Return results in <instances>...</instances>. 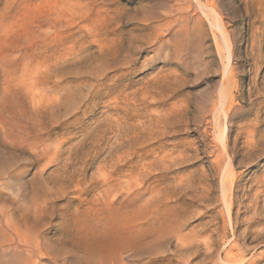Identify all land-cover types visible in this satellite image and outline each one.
<instances>
[{
    "label": "rangeland",
    "instance_id": "obj_1",
    "mask_svg": "<svg viewBox=\"0 0 264 264\" xmlns=\"http://www.w3.org/2000/svg\"><path fill=\"white\" fill-rule=\"evenodd\" d=\"M5 223L0 264H264V0H0Z\"/></svg>",
    "mask_w": 264,
    "mask_h": 264
},
{
    "label": "bare ground",
    "instance_id": "obj_2",
    "mask_svg": "<svg viewBox=\"0 0 264 264\" xmlns=\"http://www.w3.org/2000/svg\"><path fill=\"white\" fill-rule=\"evenodd\" d=\"M216 21V20H215ZM215 24H216V26L218 25V23L217 22H215ZM218 27V26H217ZM220 27V26H219ZM221 28V27H220ZM226 45V44H225ZM227 46V45H226ZM228 164H229V162H228ZM121 170V169H120ZM112 171V170H111ZM102 172V171H101ZM100 172V173H101ZM113 172V171H112ZM228 172V171H227ZM109 173H110V171H109ZM114 173V172H113ZM104 174V173H103ZM106 174V173H105ZM120 174V173H119ZM112 175V177H113V174H111ZM115 175V174H114ZM110 176V175H109ZM108 176V177H109ZM137 176V175H136ZM101 177H102V175H101ZM103 177H105V176H103ZM145 177V176H144ZM109 178H111V177H109ZM112 179H114V178H111V180ZM116 179V178H115ZM100 181H102V180H100ZM108 181V180H107ZM113 181V180H112ZM111 181V182H112ZM124 182V181H123ZM130 182V181H129ZM102 183V182H101ZM105 183V182H104ZM114 184V183H113ZM143 184V183H142ZM141 184V185H142ZM230 184V183H229ZM235 184V183H234ZM106 185H109V183L108 184H106ZM102 186V185H101ZM146 186V185H145ZM100 187V186H99ZM147 187V186H146ZM146 187H144V188H146ZM229 187V186H228ZM100 189V188H99ZM146 190V189H145ZM162 190V189H161ZM160 190V191H161ZM172 190V189H171ZM135 191V190H134ZM143 191H144V189H143ZM159 191V192H160ZM167 191V190H166ZM145 192V191H144ZM169 192V191H168ZM228 192V191H227ZM226 192V194H228L229 195V193L230 192H228L227 193ZM147 192H145L144 194H146ZM166 193V192H165ZM122 195V194H121ZM230 195H231V193H230ZM118 196V195H117ZM119 196H120V194H119ZM123 196V195H122ZM142 196V195H141ZM230 197V196H229ZM235 197V196H234ZM115 198V197H114ZM112 200V199H111ZM110 200V201H111ZM121 200H122V198H121ZM228 200H229V198H228ZM231 200V199H230ZM126 201V200H125ZM118 202V201H117ZM123 202H124V200H123ZM127 202V201H126ZM227 202V201H226ZM129 203V202H128ZM229 202H228V204H226V205H228V207H229ZM124 207H126V206H124ZM38 209V208H37ZM147 210V209H146ZM152 210V209H151ZM144 214V213H143ZM151 217V216H150ZM106 219V218H105ZM104 219V220H105ZM146 220V219H145ZM25 223V222H24ZM2 229V230H1ZM34 231V230H33ZM234 231V230H233ZM227 237V236H226ZM34 239H32V241H33ZM37 240H38V238H37ZM219 241V240H218ZM35 242V241H34ZM38 242V241H37ZM42 242H44V241H42ZM204 242V241H203ZM222 242V241H221ZM228 242V241H227ZM233 242H234V240H233ZM3 243H6V244H15L17 247H19L21 250H23L24 251V249L23 248H31L32 247V243H31V241L29 240V239H27L26 238V236H24L23 235V233H21L20 231H19V229L18 228H16V227H14L12 224H9V223H5V225H1V228H0V244H3ZM214 243V242H213ZM215 243H217V242H215ZM5 244V245H6ZM42 244V246H43V244L44 243H41ZM209 244V243H208ZM219 244V243H218ZM232 244H234V243H232ZM236 244V243H235ZM4 245V244H3ZM40 245V244H39ZM215 245V244H214ZM230 245H231V243H230ZM237 245V244H236ZM7 246V245H6ZM36 246V245H35ZM34 246V247H35ZM160 246V245H159ZM216 246V245H215ZM223 246V245H222ZM158 247V246H157ZM228 247V249H227V255L226 256H229V254H230V252H232V254H231V257L229 256V259L228 260H226L225 262H223L222 264H236V263H238V262H240L243 258H244V254H243V251H246V250H243V249H240V251L238 250L239 249V247H236V248H238L237 249V251H235L236 253H234L233 251H231V249H232V247L230 246H227ZM234 247V246H233ZM4 248V247H3ZM114 246H112V247H110V248H108V247H105V246H100V245H96V246H93V245H86L85 246V249H86V252H88V253H94V254H97V253H100V254H102V256H103V258L104 259H106V258H112V257H114L113 255H109L110 257H108V252H111V251H113L114 250ZM213 248H215V247H213ZM235 248V247H234ZM235 248V249H236ZM243 248V247H242ZM33 249V248H32ZM221 249H222V247H221ZM220 249V250H221ZM234 249V250H235ZM4 250V249H3ZM10 250H12V248L10 247ZM10 250L9 251H7V252H10ZM38 250V249H37ZM43 249H41V251H42ZM226 249H224V251H225ZM233 250V249H232ZM241 250H243L242 252H241ZM14 251V250H13ZM20 251V250H19ZM223 251V250H222ZM26 252V251H25ZM37 251L35 250V253H36ZM39 253H43V252H40V251H38ZM12 253V252H11ZM19 252H17V254H18ZM224 253V252H223ZM234 253V254H233ZM255 253V252H254ZM27 254H29V253H27ZM43 254H45V252L43 253ZM112 254V253H111ZM256 254V253H255ZM257 254H258V252H257ZM19 255V254H18ZM21 256V258H22V254H20ZM33 255V254H32ZM259 255V254H258ZM24 256V255H23ZM25 256H27V255H25ZM24 256V257H25ZM31 256V255H30ZM41 256V255H40ZM44 256V255H43ZM253 256H254V254H253ZM253 256H251V262H252V264H254V262L256 261V259H257V257H253ZM11 257V256H10ZM13 257H14V255H13ZM19 257V256H18ZM35 257V256H34ZM16 258H17V256H16ZM15 258V259H16ZM32 258H33V256H32ZM115 258V257H114ZM36 259V258H35ZM35 259H33V260H35ZM41 259V258H40ZM215 259V258H214ZM222 259V258H221ZM247 259V258H246ZM249 259V258H248ZM247 259V260H248ZM263 259V258H262ZM261 259V260H262ZM17 260V259H16ZM25 260V259H24ZM32 260V261H33ZM250 261V260H249ZM17 262V261H16ZM244 262H246V260H244ZM260 262V261H259ZM27 263H29V262H27ZM214 263H216V262H214ZM243 263V262H242ZM247 263H249V262H247ZM25 264V263H24ZM54 264V263H53ZM107 264V263H106ZM177 264H179V263H177ZM241 264V263H240Z\"/></svg>",
    "mask_w": 264,
    "mask_h": 264
}]
</instances>
